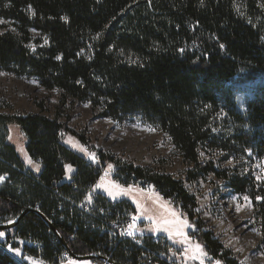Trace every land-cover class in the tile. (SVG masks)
I'll return each mask as SVG.
<instances>
[{
	"label": "trees",
	"instance_id": "obj_1",
	"mask_svg": "<svg viewBox=\"0 0 264 264\" xmlns=\"http://www.w3.org/2000/svg\"><path fill=\"white\" fill-rule=\"evenodd\" d=\"M0 20V71L36 77L59 91L55 117L44 113V101L39 112H23L0 99V175L7 174L0 183V223L28 209L13 228L25 250L51 264L62 262L64 250L97 252L121 264L142 258L167 264L160 255L174 247L167 236L165 242L164 235L149 237L141 247L104 229L101 206L115 216L135 211L128 199L113 203L94 189L112 163L121 183H150L179 206L195 225L190 236L213 260L242 264L206 229L185 181H221L249 196L264 223V199H256L264 197V179L256 178L264 163V86L243 104L237 98L238 86L264 75V0H0ZM81 102L99 117L120 123L138 117L158 127L188 165L185 178L110 151L99 150L97 164L68 147L66 133L89 146L67 125ZM62 108L70 110L64 121ZM11 123L20 125L29 155L43 165L40 172L29 169L8 141ZM69 164L75 172H67ZM89 192L96 202L91 211L80 206ZM7 242L0 245V264H27L2 247L14 244L10 234Z\"/></svg>",
	"mask_w": 264,
	"mask_h": 264
},
{
	"label": "rangeland",
	"instance_id": "obj_2",
	"mask_svg": "<svg viewBox=\"0 0 264 264\" xmlns=\"http://www.w3.org/2000/svg\"><path fill=\"white\" fill-rule=\"evenodd\" d=\"M259 86H264V75L258 76L253 82H247L244 85L238 86L237 98L240 104H243L248 97L252 96ZM0 99L10 102L15 109L23 112H39L40 106L38 103L44 101L46 108L44 113L55 117V112L58 109L56 105L59 102V91L57 89L52 91L46 89L36 77H17L6 71H0ZM62 109L63 115L60 117V120L64 121L70 110L68 108ZM2 111L8 112L11 110L2 109ZM73 112L74 115L67 122V125L75 131L83 133L87 142H89V146L82 145L78 137L71 133H66L62 139L68 147L77 153L83 156H88V153H95L96 156L99 150L104 152L110 151L125 160H131L136 164L148 166L155 171L170 173L175 178H185V170L188 165L183 161L176 149H174L169 137L158 127L144 122L138 117L126 120L123 123L117 122L112 118L99 117L89 102L79 103ZM8 129L10 131L9 137H11L10 143L16 147L18 154L26 161L25 153L29 156L26 149L27 137L22 132L19 124L11 123ZM69 138L72 140L71 143L68 142ZM77 143L86 149V151L73 146ZM97 160L98 162L96 163L98 164L100 159L97 157ZM108 164L105 169H107ZM112 165L114 168L109 174L105 176L104 172L96 184L101 182V177H104L103 182L106 184L110 185L114 181L125 188L131 185L133 191L131 195H121L113 199L104 190L100 189L108 198L112 200L128 199L134 202L137 207V202H139L140 205L148 209L147 215L152 216L159 222L170 219L172 211L180 213L181 219H186L185 214H183L179 206L170 199L164 198L155 192L152 187L144 188L139 187L140 185L138 184H124L116 177L111 176V173L116 168L114 164ZM260 166H264V163L258 164V175L264 176V173L260 171ZM185 184L190 192L197 197L198 207L196 210L199 209L197 212L204 219L206 229L212 230L215 237L222 242L224 248L231 250L232 254L242 264H264V223L255 216L250 197L234 193L225 188L221 181L215 183L210 178L208 180H199L193 184L185 181ZM244 196L249 197V201H245L243 199ZM238 207L240 211H237ZM188 223L193 225L189 221ZM147 226L152 227V222L147 220L145 228ZM190 228H185L184 232L189 242H192V245H196L192 241L191 236H189L188 230ZM194 228L192 227L191 230H194ZM7 229L9 230L7 232L4 231L5 229L0 230V232L5 233L4 236H0V244H8L7 237L10 234L13 237L14 244H9V248L20 250L19 252L12 250L14 256L30 264L35 256H31L25 250L24 245L27 243H25L24 239L15 236L13 228ZM170 238L176 239L179 242L183 239L180 236ZM192 238L194 239V237ZM180 244L184 243L180 242ZM188 244L191 245V243ZM180 248L182 249L183 246H180ZM237 249L240 250L237 251ZM178 253L170 255V257L175 258L177 256V260L184 264H195L194 259H189L185 254V250L182 253L178 251ZM60 264H88V262L79 263L63 260Z\"/></svg>",
	"mask_w": 264,
	"mask_h": 264
},
{
	"label": "snow or ice",
	"instance_id": "obj_3",
	"mask_svg": "<svg viewBox=\"0 0 264 264\" xmlns=\"http://www.w3.org/2000/svg\"><path fill=\"white\" fill-rule=\"evenodd\" d=\"M29 10L31 11L32 15H35V11L31 9V5H29ZM64 19L67 20V17H64ZM0 23H4V21L0 20ZM13 31H14V29H13ZM32 31H35V29H32ZM44 43L45 44L48 43L47 38H45ZM220 47L224 48V45L221 44ZM31 48H32L33 52L36 50L34 45H32ZM181 51H183V49H181ZM57 59H61V57L58 56ZM33 82H35V81H33ZM85 106L87 107V105H85ZM9 139H11V137H9ZM68 142L69 143L72 142L71 138H69ZM73 146L79 148L82 151H86V149H84L78 143L74 144ZM21 151H23V149H21ZM203 155L204 154L201 153V156H203ZM25 156H26V163L28 165H31L36 171H39L40 170V164L34 162L31 157L27 156L26 153H25ZM88 157L93 162H98L97 157L95 156V153H88ZM231 163H232V161H229V164H231ZM65 168L67 169L68 173L73 171L71 165H65ZM113 168H114V166L112 164H108L107 169L105 170V176H107ZM260 171H261V173H264V166H260ZM6 178H7L6 173L4 175H0V183L5 181ZM256 178H257V180H262V179H264V176L258 175ZM103 180H104V177H101V182L97 183L95 185V189L104 190L107 193V195L113 199H115L121 195H131V193L133 191V187L131 185H129L128 187L125 188V187L117 184L114 181L109 185V184L104 183ZM151 187L152 186H150V188ZM92 198H93L92 192H89L88 195L85 197V199L88 202H91ZM243 199L245 201H249V197H247V196H244ZM256 199L261 200V199H264V197L257 196ZM137 203H138V208L140 209V211L137 215H134L132 217V222L129 223L127 226V231L125 234L128 236H135L136 235V231L139 230L137 228V221L141 218V216H145L148 213V209L144 208L143 205H140L139 202H137ZM197 211H199V209H197ZM237 211H240L239 207L237 208ZM180 217H181V214L177 213L175 211L171 212V218L170 219H166L163 222H159V221L155 220L150 215L147 216L148 220L152 222V229L151 230L156 231V232L163 230L165 232H168L170 237L180 236L183 238L180 242L184 243V244H188L189 240H188V237L186 236V234L184 233V229L187 227H195V225H190L188 223L187 219H181ZM9 222L12 223V221H9ZM4 235H5L4 232H0V236H4ZM12 250L16 251V252L20 251L19 249H12ZM239 250L240 249H237V251H239ZM185 254L188 256L189 259H197V260H200V259H202V257H205L207 255V253L203 251L202 246L199 244H196L195 247H192L191 245H189V247H187L185 249ZM215 264H221V262L219 260H217L215 262Z\"/></svg>",
	"mask_w": 264,
	"mask_h": 264
},
{
	"label": "built area",
	"instance_id": "obj_4",
	"mask_svg": "<svg viewBox=\"0 0 264 264\" xmlns=\"http://www.w3.org/2000/svg\"><path fill=\"white\" fill-rule=\"evenodd\" d=\"M96 156L99 157L100 155H98L96 153ZM140 185L142 187H144V188H149L150 186H152L150 183H147V182H143ZM152 188L154 189L155 192L159 193L158 190H156L153 186H152ZM111 202L116 203L114 200H112ZM104 208H105V206H104ZM120 214L121 215H119V216L113 215L112 219L110 221H107V223L105 222L104 223V226H105L104 229L109 234H111V236L113 238L123 239V237H121L122 233H124V234L126 233L128 224L132 222V217L134 215H137L138 213L134 211L133 215L128 216L127 210L123 209V211H121ZM142 219L143 218L141 216V218L137 221V228L139 230L136 231V235L135 236H128V235L125 234V236L127 238H129L134 244H137L138 246L144 247L146 242L148 241L149 237H153L154 240L158 241V240H160V236L164 235V234H160V233L157 234L156 233V234L148 235V234L143 233L141 228H140ZM164 236H165V238L162 240V242H165L166 235H164ZM2 247L6 248L8 250H11L9 248V246L8 247L2 246ZM182 249L184 250V248H182ZM182 249L181 248H177L176 249L175 247H172V250H171V248L169 249V254L168 255H165L163 253L160 254V255L166 257L167 262H168L167 264H184L181 261L177 260V258H176L177 256L175 258L174 257L173 258L170 257V255L179 254L178 251L182 253L183 252ZM65 260H71V261H75V262H79V263H87L86 259L85 260L78 259V258L72 257L71 255H67L65 257L64 261ZM141 261L145 262V264H163L160 261H157V260L153 261L150 258H148V259L142 258ZM216 261L217 260L214 261V264H215ZM142 262H139V264H141ZM88 264H117V263L110 262V259H109V256H108L106 259H104L102 261L93 260V261L89 262Z\"/></svg>",
	"mask_w": 264,
	"mask_h": 264
},
{
	"label": "crops",
	"instance_id": "obj_5",
	"mask_svg": "<svg viewBox=\"0 0 264 264\" xmlns=\"http://www.w3.org/2000/svg\"><path fill=\"white\" fill-rule=\"evenodd\" d=\"M9 126V125H8ZM9 136H10V132H9ZM8 141L9 142H11L10 141V139H9V137H8ZM82 143V142H81ZM82 145H83V143H82ZM85 146V145H84ZM16 148V147H15ZM20 155V154H19ZM30 156V155H29ZM20 157H21V155H20ZM31 157V156H30ZM84 157H86V158H88V156L86 155V156H84ZM22 158V157H21ZM23 159V158H22ZM32 160L33 161H35L33 158H32ZM23 161L25 162V164H26V166L29 168V169H31L32 171H34V172H36V173H38V172H40L41 170H42V167H43V165L41 164V163H39L40 165H41V169L39 170V171H35V169L31 166V165H28L27 163H26V161L23 159ZM36 162V161H35ZM38 163V162H37ZM70 165V164H69ZM72 166V169H73V171L72 172H75L76 171V167L75 166H73V165H71ZM72 172H70V173H72ZM111 176H112V174H111ZM139 187H141V186H139ZM96 190H98V191H100V192H102L100 189H96ZM130 201V200H129ZM131 202V204L133 205V207H134V209H135V212H137V213H139V209H138V207L136 206V204L134 203V202H132V201H130ZM147 216L148 215H145V216H142V222H141V226H140V228H141V230H142V232L143 233H145V234H158V233H160V234H164V235H166L167 236V239H168V241L171 243V244H173L174 245V247L177 249V248H180V246H183V248H184V250L187 248V247H189V244H180V242L178 241V240H176V239H172V238H170L169 237V233L168 232H165V231H163V230H161V231H159V232H156V231H153V230H151L152 229V227L151 226H147L146 228H145V226L147 225V220H148V218H147ZM184 216V215H183ZM185 217V216H184ZM186 218V217H185ZM187 219V218H186ZM188 220V219H187ZM192 229V227L188 230V233H189V231ZM185 233V232H184ZM190 236V235H189ZM191 239H192V241H194L196 244H199V245H201L198 241H196V240H194L193 238H192V236H191ZM189 243H191V246L192 247H195V245H192V242H189ZM202 246V245H201ZM202 248H203V246H202ZM203 251L204 252H206L205 250H204V248H203ZM32 256V255H31ZM207 256H209V255H206L205 257H202V259H200V260H197V259H194V263L195 264H214V261L215 260H213L212 258H211V260H208L207 259ZM27 258V257H26ZM82 260H85V259H82ZM87 260V262L89 263V262H91V259H86ZM30 264H51V263H49V262H47L46 260H44L43 258H41V257H37V256H35L32 260H31V263ZM221 264H224L223 262H221Z\"/></svg>",
	"mask_w": 264,
	"mask_h": 264
},
{
	"label": "bare ground",
	"instance_id": "obj_6",
	"mask_svg": "<svg viewBox=\"0 0 264 264\" xmlns=\"http://www.w3.org/2000/svg\"><path fill=\"white\" fill-rule=\"evenodd\" d=\"M97 154L98 155H100L99 154V152L97 151ZM97 157V156H96ZM99 159H100V156L98 157ZM94 163H96V162H94ZM106 170V169H105ZM105 172V171H104ZM114 173H115V170L111 173L112 174V176L114 177ZM140 185V184H139ZM141 186V185H140ZM142 187V186H141ZM80 206L81 207H83V208H85V210H87V211H91L92 209H94L95 207H96V202H95V198H94V196H93V198H92V201L91 202H88L87 200H85V202L84 203H81L80 204ZM127 210V213H128V216H131V215H133L134 214V210H132L131 208H128V209H126ZM100 212H101V214H103V215H105V218H106V223H107V221H110L111 219H112V216L114 215L112 212H111V210L110 209H108L107 211L105 210V208L103 207V206H101L100 207ZM109 213V214H108ZM111 215V216H110ZM52 225V224H51ZM14 228V227H13ZM121 237H123V239H128V240H130L129 238H127L126 236H125V234L124 233H122V236ZM131 241V240H130ZM132 242V241H131ZM4 248V247H3ZM5 250H7V251H9L10 253H12V249L11 250H8V249H6V248H4ZM67 255H71L72 257H75V258H78V259H91V261H93V260H98V259H96V257H98V258H101L100 256H104L105 258H101L102 260H104V259H106L108 256H105V255H103V254H99V253H97V252H93V253H88V254H77V253H72L71 251H69V250H64L62 253H61V255H60V260H64L65 259V257L67 256ZM109 259H110V256H109ZM207 259L208 260H211V257L210 256H207ZM101 260V261H102ZM110 260H113V259H110ZM99 261V260H98ZM113 262L114 263H117L116 261H114L113 260ZM117 264H121V263H117Z\"/></svg>",
	"mask_w": 264,
	"mask_h": 264
},
{
	"label": "water",
	"instance_id": "obj_7",
	"mask_svg": "<svg viewBox=\"0 0 264 264\" xmlns=\"http://www.w3.org/2000/svg\"><path fill=\"white\" fill-rule=\"evenodd\" d=\"M28 211L25 210L23 211L20 215H18L15 219L11 220L12 223H10L9 221L7 222H1L0 223V230H3V229H7V228H13L15 227V225L17 224V222L19 221V219L23 216V214ZM41 213V212H40ZM41 215L48 221V219L41 213ZM49 222V221H48ZM50 223V222H49ZM101 258H105L104 256H100ZM110 262H113V260H110Z\"/></svg>",
	"mask_w": 264,
	"mask_h": 264
}]
</instances>
